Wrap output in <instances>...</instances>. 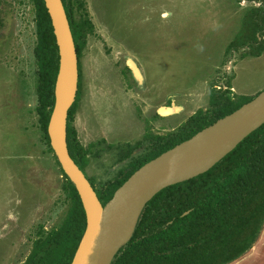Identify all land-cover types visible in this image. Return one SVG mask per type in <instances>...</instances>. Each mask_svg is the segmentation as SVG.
I'll return each mask as SVG.
<instances>
[{
    "label": "rangeland",
    "instance_id": "obj_1",
    "mask_svg": "<svg viewBox=\"0 0 264 264\" xmlns=\"http://www.w3.org/2000/svg\"><path fill=\"white\" fill-rule=\"evenodd\" d=\"M254 8L264 10V0H71L83 43L68 123L96 189L150 154L160 137L185 131L187 118L208 107L211 87L232 98L264 88V50L251 56V48L233 47ZM36 42L31 0H0V264H21L70 206L36 110ZM170 103L177 112L156 113ZM227 264H264V219Z\"/></svg>",
    "mask_w": 264,
    "mask_h": 264
},
{
    "label": "trees",
    "instance_id": "obj_2",
    "mask_svg": "<svg viewBox=\"0 0 264 264\" xmlns=\"http://www.w3.org/2000/svg\"><path fill=\"white\" fill-rule=\"evenodd\" d=\"M68 22L77 59L83 43L82 23L72 18L71 0H60ZM35 10V35L41 80L37 96V114L47 141L46 125L54 106V85L58 54L43 0H31ZM86 32L91 23L86 21ZM234 36V46L248 47V55L264 50L258 36L264 35V10L250 9ZM258 33V35L256 34ZM254 96V95H253ZM253 96L232 98L228 89L211 87L208 107L197 109L187 118L188 126L179 134L158 140L150 154L137 159L129 170L119 173L96 189L104 204L113 191L139 166L196 131L230 113ZM71 105L67 109L65 143L68 155L84 173L85 159L69 125ZM70 201L68 212L58 229L48 237L33 242L21 264H69L85 227L84 212L77 192L62 171ZM85 175V173H84ZM86 176V175H85ZM128 239L118 247L109 264H227L239 257L254 240L264 219V122L246 135L206 171L162 188L145 201Z\"/></svg>",
    "mask_w": 264,
    "mask_h": 264
},
{
    "label": "water",
    "instance_id": "obj_3",
    "mask_svg": "<svg viewBox=\"0 0 264 264\" xmlns=\"http://www.w3.org/2000/svg\"><path fill=\"white\" fill-rule=\"evenodd\" d=\"M43 2L50 18L59 62L54 94L60 69L63 73L62 92L59 99L55 94L46 132L62 171L77 192L85 216V227L69 264H109L118 247L125 242L110 247L115 225L126 208L143 197H146L144 202L147 201L164 187L206 171L262 124L264 88L230 113L143 163L101 204L84 173L68 155L65 143L67 109L74 100L77 84V59L68 22L60 0ZM126 64L131 69L127 62ZM172 105L159 106L156 113L161 115L159 108L169 109ZM200 139L203 140L189 153L181 167L166 172L159 170V164L164 162L169 153L179 152L187 146L193 147ZM81 243L82 249L76 257Z\"/></svg>",
    "mask_w": 264,
    "mask_h": 264
},
{
    "label": "bare ground",
    "instance_id": "obj_4",
    "mask_svg": "<svg viewBox=\"0 0 264 264\" xmlns=\"http://www.w3.org/2000/svg\"><path fill=\"white\" fill-rule=\"evenodd\" d=\"M132 68H133V66H132ZM132 72H133L135 81L138 84V81L139 82L141 81L140 80L141 77L138 79L135 76L133 69H132ZM62 86H63V73H62V69H60L59 75H58V80H57L56 87H55V94H56L57 99H59V97L61 95ZM179 108L180 107H178V106H172L169 109L160 108L158 112L161 115H167V114H170V113L177 112L178 111L177 109H179ZM202 140L203 139L197 140L194 143L193 147L192 146H187V147H185L184 149H182L179 152L174 151L172 153H169L168 156L166 157V159L164 160V162L159 164V166H158L159 170L162 171V172H166V171H172V170H175V169L181 167V165L184 163V161H185L186 157L189 155V153L196 146H198L199 143H201ZM145 199H146V197H143L141 200L136 201L132 205H129L126 208V210L120 215V217H119V219H118V221H117V223L115 225L114 231L112 233L110 247L126 241V239L129 237V235H130V233H131V231H132V229L134 227L136 218H138L137 215H138V213L140 211V208H141V206H142V204H143ZM82 243L80 244V246L78 248L76 257H78V255H79V253H80V251L82 249V245H83Z\"/></svg>",
    "mask_w": 264,
    "mask_h": 264
},
{
    "label": "flooded vegetation",
    "instance_id": "obj_5",
    "mask_svg": "<svg viewBox=\"0 0 264 264\" xmlns=\"http://www.w3.org/2000/svg\"><path fill=\"white\" fill-rule=\"evenodd\" d=\"M130 66V65H129ZM131 67V66H130ZM132 68V67H131ZM133 69V68H132ZM141 82V81H140Z\"/></svg>",
    "mask_w": 264,
    "mask_h": 264
}]
</instances>
